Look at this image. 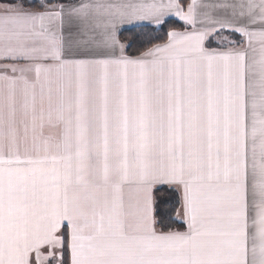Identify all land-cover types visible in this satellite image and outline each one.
Returning a JSON list of instances; mask_svg holds the SVG:
<instances>
[{
	"label": "snow or ice",
	"instance_id": "snow-or-ice-1",
	"mask_svg": "<svg viewBox=\"0 0 264 264\" xmlns=\"http://www.w3.org/2000/svg\"><path fill=\"white\" fill-rule=\"evenodd\" d=\"M0 264H264V0L0 4Z\"/></svg>",
	"mask_w": 264,
	"mask_h": 264
},
{
	"label": "trees",
	"instance_id": "trees-1",
	"mask_svg": "<svg viewBox=\"0 0 264 264\" xmlns=\"http://www.w3.org/2000/svg\"><path fill=\"white\" fill-rule=\"evenodd\" d=\"M52 2V1H51ZM185 3H187V0H184ZM0 3H17L15 1H10V0H0ZM27 5V4H26ZM32 5L34 8H39L40 3L38 2H32ZM128 29H131L130 31H122L120 34V39L122 42L125 43H130L132 45L131 48L128 49V52L130 54H135L137 52V49L140 48L145 36H150V35H157V36H164L166 32L170 28H177V29H182V24L180 22H177L174 18H170L168 23H166L163 26L162 31L160 32H152L150 28H133L127 27ZM227 34V33H225ZM239 39V37H236ZM156 196L158 199L162 200H169L171 201L172 196L171 194L166 190V186L164 188H161L160 191L156 193ZM166 205H161V207H165ZM176 225H174L175 227Z\"/></svg>",
	"mask_w": 264,
	"mask_h": 264
},
{
	"label": "rangeland",
	"instance_id": "rangeland-1",
	"mask_svg": "<svg viewBox=\"0 0 264 264\" xmlns=\"http://www.w3.org/2000/svg\"><path fill=\"white\" fill-rule=\"evenodd\" d=\"M10 1H15V2H23L25 4L28 3V0H10ZM54 1L55 3H58L61 0H48V2ZM32 2H38L41 4L42 0H32Z\"/></svg>",
	"mask_w": 264,
	"mask_h": 264
},
{
	"label": "crops",
	"instance_id": "crops-1",
	"mask_svg": "<svg viewBox=\"0 0 264 264\" xmlns=\"http://www.w3.org/2000/svg\"><path fill=\"white\" fill-rule=\"evenodd\" d=\"M71 2H75V0H61L59 1L58 3H71ZM51 3H55L54 1H52ZM0 4H4V3H0ZM36 9H39V8H36ZM175 19V18H174ZM132 25H125L124 27L127 28V27H131Z\"/></svg>",
	"mask_w": 264,
	"mask_h": 264
}]
</instances>
